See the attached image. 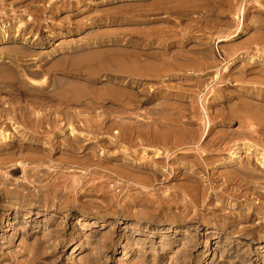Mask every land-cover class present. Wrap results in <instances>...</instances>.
<instances>
[{"label": "rangeland", "instance_id": "obj_1", "mask_svg": "<svg viewBox=\"0 0 264 264\" xmlns=\"http://www.w3.org/2000/svg\"><path fill=\"white\" fill-rule=\"evenodd\" d=\"M0 264H264V0H0Z\"/></svg>", "mask_w": 264, "mask_h": 264}, {"label": "bare ground", "instance_id": "obj_2", "mask_svg": "<svg viewBox=\"0 0 264 264\" xmlns=\"http://www.w3.org/2000/svg\"><path fill=\"white\" fill-rule=\"evenodd\" d=\"M242 11V10H241ZM238 30H240L241 29V26H240V29L239 28H237ZM161 30V29H160ZM237 35V33H234V34H232V35H229L228 37H226V38H223V39H220L219 41H222V40H229V39H231V38H233V37H235ZM183 58V57H182ZM140 62V61H139ZM163 62V61H162ZM138 64V63H137ZM141 64V63H140ZM143 72V71H142ZM248 149V148H247ZM251 149V148H250ZM240 151V150H239ZM237 153V152H236ZM240 155V154H239ZM240 157V156H239ZM237 155L236 156H233V160L232 161H230V163H233V162H235L238 158H239ZM250 165V164H249ZM242 167V166H241ZM241 169V168H240ZM246 169H247V167H246ZM248 170H249V168H248ZM235 172V171H234ZM237 172V171H236ZM127 174H130V173H127ZM237 174H238V172H237ZM237 174H236V177H237ZM250 173H248V175H249ZM130 175H132V174H130ZM134 175H132V177H133ZM240 176H241V174H240ZM245 176H247L246 174H245ZM253 176L254 175H249V176H247V178L248 179H250L249 181H252V179H253ZM135 178V177H134ZM234 178V177H233ZM238 178V177H237ZM237 178H235V179H237ZM242 179H243V176H242ZM241 179V180H242ZM246 179V178H245ZM253 182L254 183H258V181L257 180H253ZM234 184V183H233ZM236 184V183H235ZM197 186V185H196ZM195 186V187H196ZM193 187H194V184H193ZM194 187V188H195ZM197 188V187H196ZM195 188V189H196ZM186 190H187V188H186ZM189 190V189H188ZM197 190V189H196ZM195 190V191H196ZM189 192V191H188ZM200 192V191H199ZM247 192V191H246ZM191 194V193H190ZM194 195H196V192H195V194ZM243 195V194H242ZM244 195H245V193H244ZM249 195V194H248ZM196 198V197H195ZM195 200V199H194Z\"/></svg>", "mask_w": 264, "mask_h": 264}, {"label": "crops", "instance_id": "obj_3", "mask_svg": "<svg viewBox=\"0 0 264 264\" xmlns=\"http://www.w3.org/2000/svg\"><path fill=\"white\" fill-rule=\"evenodd\" d=\"M142 70H143V68H137V70H135L136 72H142ZM157 70H160L159 68H157V66L156 65H154V66H151L150 67V69H148V68H144V70H143V72L145 71V72H148V71H157Z\"/></svg>", "mask_w": 264, "mask_h": 264}]
</instances>
